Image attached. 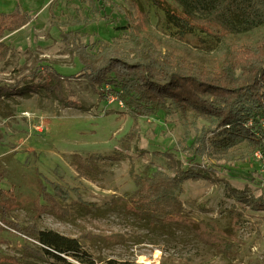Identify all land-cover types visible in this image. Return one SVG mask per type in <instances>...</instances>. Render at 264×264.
<instances>
[{
	"label": "rangeland",
	"instance_id": "rangeland-1",
	"mask_svg": "<svg viewBox=\"0 0 264 264\" xmlns=\"http://www.w3.org/2000/svg\"><path fill=\"white\" fill-rule=\"evenodd\" d=\"M137 1L147 12L145 31L148 25L164 44L206 56L214 51H199L220 44L218 37L199 31L177 38L179 28L166 20L162 8L152 0ZM161 1L180 14L177 3ZM111 3L125 7V0H0V12L13 13L20 6L31 16L29 24L1 39L10 54L0 62V86L24 82L19 92L0 96V171L4 173L0 189L16 201L10 220L19 227L36 223L40 229L78 238L96 258L135 264H264V211L244 207L230 195L249 190L255 197H264L260 155L247 162L217 160L214 154L196 157L190 113L172 107L169 114L133 119L115 97L103 98L89 86L80 74L81 63L66 51L62 33L70 31H80L92 51L99 43L126 40V19ZM95 6H102L110 21L95 18ZM37 64L60 73L66 94L82 108L64 107L53 96L22 90L41 85L32 76ZM74 154L108 157L100 162L102 173L90 181L72 166ZM115 154L123 159L110 161ZM195 165L213 168L215 177L184 182L180 199L185 217L233 233L236 244L228 256L217 254L187 229L140 219L115 201L137 190L132 172L152 176L163 171L173 176ZM48 181L70 192L66 213L38 215L34 210L42 187L52 192ZM110 235H122L124 241H106ZM25 246L24 236L0 231V263L20 255Z\"/></svg>",
	"mask_w": 264,
	"mask_h": 264
},
{
	"label": "trees",
	"instance_id": "trees-1",
	"mask_svg": "<svg viewBox=\"0 0 264 264\" xmlns=\"http://www.w3.org/2000/svg\"><path fill=\"white\" fill-rule=\"evenodd\" d=\"M97 1L102 2L92 0ZM152 1L165 11L166 20L179 28L177 38L182 40L195 31L218 37L220 44L216 48L204 47L205 50L199 51L205 54L213 50V54L197 55L189 49L164 44L161 42L164 39L157 38L148 25L145 31L148 17L142 4L125 0V7L111 3L127 22L124 27L127 38L123 43H99L92 51L80 31L62 33L66 51L82 65L81 76L101 97L113 96L120 101L133 119L149 118L159 112L169 114L172 107L190 113L196 157L214 154L217 160L247 162L259 154L264 161V0H172L180 6V14L161 0ZM101 9L102 6H95L94 17L110 21ZM30 21V14L20 6L13 13L0 12V62L10 54L1 39ZM32 74L41 80V85L30 89L27 85L22 90L53 96L64 107L82 108L70 93L66 94L64 78L53 67L37 64ZM23 83L0 86V96L18 91ZM200 122L205 125L200 126ZM107 157L74 154L71 164L79 176L93 181L102 173L100 162ZM109 157L110 161L123 159L122 154ZM132 174L137 190L128 198L115 200L117 204L154 224L187 229L217 254L230 255L236 244L235 235L185 217L180 199L184 182L214 179L213 168L195 165L180 169L173 176L163 171L152 176ZM3 178L0 171V181ZM48 183L52 192L42 187L41 199L34 201V210L38 215L66 213L70 192L56 183ZM230 195L244 207L264 211L263 196L255 197L249 190L232 191ZM15 207V199L12 201L0 189V231H14L24 236L28 244L20 255L5 258L0 264H135L96 258L78 238L40 229L36 223L19 227L9 218ZM105 239L124 241L122 235Z\"/></svg>",
	"mask_w": 264,
	"mask_h": 264
}]
</instances>
